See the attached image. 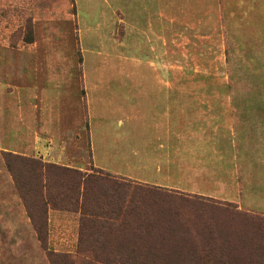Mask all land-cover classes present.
Returning <instances> with one entry per match:
<instances>
[{
    "label": "rangeland",
    "instance_id": "1",
    "mask_svg": "<svg viewBox=\"0 0 264 264\" xmlns=\"http://www.w3.org/2000/svg\"><path fill=\"white\" fill-rule=\"evenodd\" d=\"M28 126L68 162L5 149ZM16 156L230 211L97 185L70 203ZM236 212L264 216V0H0V264H264Z\"/></svg>",
    "mask_w": 264,
    "mask_h": 264
},
{
    "label": "trees",
    "instance_id": "2",
    "mask_svg": "<svg viewBox=\"0 0 264 264\" xmlns=\"http://www.w3.org/2000/svg\"><path fill=\"white\" fill-rule=\"evenodd\" d=\"M20 160L17 162V166L21 168L22 171H28V172H34L37 174V176L40 177V179H46L45 184H43L41 187L47 188V190L50 189V184L49 181H47L49 178H61L64 179V181L67 184V187L70 188L71 191L75 192L76 197L71 196L72 198L70 199L71 201H75L74 198H76V203H77V195H79L81 192H83V195L87 192V189L91 185H97V186H106L107 188H113L117 189L118 191L121 190H127L130 191L131 193H135L139 190H146L149 193L156 194V195H165L167 197H172L176 199H180L183 201H190L193 203H198L203 206H208L210 208L216 209V210H221V211H226L229 212L230 209L227 207L225 204H220L216 201L212 200H207L202 199V198H196V197H184L182 195H177L173 192L170 191H164L161 188H143L140 185L132 184L130 182L124 181V180H118L116 178L111 177L110 175L104 173L103 171H98L90 174H87L86 172H83L80 169L77 168H71L69 166H62V165H57V164H50V163H44L38 159H28L24 158L21 156H16ZM6 161L8 163V167L10 166V160L6 158ZM83 189V190H82ZM47 199L44 200L46 202ZM49 201V200H48ZM73 201V202H74ZM43 202V201H42ZM43 202V205L45 204ZM50 202V201H49ZM42 209H39V212ZM46 213V209L43 210V214ZM237 214L243 216L246 218L249 222H251L252 225L256 226L255 230H258L260 228H264V216H257V215H248L245 214L244 212H236ZM38 220L39 222H33L34 225L37 227V231L40 236H42L43 228L46 225L45 221V215L39 214L38 215ZM33 221V218H32ZM45 234V233H44ZM263 234V233H260ZM260 243H264V237H261ZM64 255H59L61 258ZM241 264V263H240Z\"/></svg>",
    "mask_w": 264,
    "mask_h": 264
},
{
    "label": "crops",
    "instance_id": "3",
    "mask_svg": "<svg viewBox=\"0 0 264 264\" xmlns=\"http://www.w3.org/2000/svg\"><path fill=\"white\" fill-rule=\"evenodd\" d=\"M58 80V79H56ZM61 81V80H60ZM26 94L29 96L27 103L29 105H33L36 107V104H35V99H36V94L34 95V97L31 99V95H32V92H31V88H29V90L26 92ZM18 105L16 107L20 108L22 103H21V98L18 99ZM29 122H30V119H29ZM31 129L33 130V134H35L36 132V129L35 128H31V126H28V134H29V142L27 145H24V146H20L22 148H9V147H5V149H9V150H12V151H15V152H18V153H21V154H24V155H30V154H42L43 158L47 159L48 161L49 160H52V161H55V162H68V159H69V156H67V153L63 150H60L59 148H54V147H41L40 145H38V140L36 139L37 137L35 136L34 140H32V132H31ZM35 130V131H34ZM42 148V149H41ZM41 149V150H40ZM39 150L41 152H39ZM69 166V165H68ZM80 168V167H79ZM81 169V168H80Z\"/></svg>",
    "mask_w": 264,
    "mask_h": 264
}]
</instances>
